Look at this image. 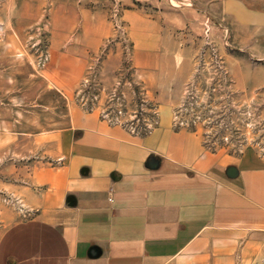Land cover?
I'll list each match as a JSON object with an SVG mask.
<instances>
[{
	"label": "crops",
	"instance_id": "0c3cea01",
	"mask_svg": "<svg viewBox=\"0 0 264 264\" xmlns=\"http://www.w3.org/2000/svg\"><path fill=\"white\" fill-rule=\"evenodd\" d=\"M7 1L16 14L17 0ZM65 1L24 0V9L30 22L66 18L64 35L78 25L73 53L54 63L66 81L82 80L113 29L106 3ZM123 2L133 75L160 102L159 123L136 134L67 88L40 90L33 96L41 99L15 107L2 123L9 159L1 183L30 210L2 205L0 264H236L264 248V170L226 169L225 155L197 129L175 127L173 116L208 25L220 38L229 27L238 49L264 58V0ZM107 51L100 72L113 82L123 51Z\"/></svg>",
	"mask_w": 264,
	"mask_h": 264
},
{
	"label": "rangeland",
	"instance_id": "374dc122",
	"mask_svg": "<svg viewBox=\"0 0 264 264\" xmlns=\"http://www.w3.org/2000/svg\"><path fill=\"white\" fill-rule=\"evenodd\" d=\"M96 3H106L107 20L113 33L107 37L97 60L88 65L83 79L66 81L61 73L62 66L54 62L73 53L68 43L76 39L78 25L73 24L70 34L64 35L68 29L66 18L60 17L55 25L47 13L30 22L24 0H17L16 14L14 9L9 10L7 0H0V212L2 205L15 207L24 214L30 210L22 196L1 183L5 175L2 170L8 167L9 159V146L3 144L8 128L2 123L14 116L11 111L15 107L18 111L21 106L41 99L33 96L36 92L74 90L78 102L88 108H99L100 114L103 109L115 113L117 103L114 101L118 97L113 100L111 96L116 93L123 95L124 100L123 112L119 114L125 123L135 127L129 130L147 134L159 123L160 102L148 95L146 87L133 75V41L123 17V0H98ZM73 4L77 2L66 0L64 5L73 8ZM85 4L90 5L87 1ZM138 4L147 5L143 1ZM222 30L221 38L207 27L204 33L198 34L196 65L183 97L174 107V126L197 129L209 150L224 154L226 162L231 163L226 169H234L236 174L245 168L264 170V81L250 80V72L259 78L264 76V58H254L248 51L238 49L230 28L225 26ZM199 38L202 39L200 43ZM116 45L123 51V65L117 79L104 82V73L100 72L104 68L102 60L107 50ZM21 115L17 112L18 117ZM16 197L22 200V205L13 201ZM236 264H264V248L258 254L240 258Z\"/></svg>",
	"mask_w": 264,
	"mask_h": 264
},
{
	"label": "built area",
	"instance_id": "2783aa9c",
	"mask_svg": "<svg viewBox=\"0 0 264 264\" xmlns=\"http://www.w3.org/2000/svg\"><path fill=\"white\" fill-rule=\"evenodd\" d=\"M209 26V25H208ZM207 26V29H210V27ZM115 96V97H113ZM112 99L113 100H116V98L118 97V99L116 101H114V103L116 102L117 104L116 105V110H115V113L112 114L111 111H107L106 109H103L101 111V114L103 116V118H105L106 120H108L110 123H113V124H121L127 128H132L133 130L135 129L134 126H130L128 123H125V121L123 120L122 116L119 114L120 112L122 113L123 112V105H124V100H123V95H117L116 93H114L112 96ZM122 99V100H121ZM13 201H15L17 203V201L19 203H21V205L23 204L22 203V200L18 197L16 198H13Z\"/></svg>",
	"mask_w": 264,
	"mask_h": 264
}]
</instances>
